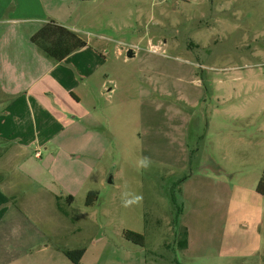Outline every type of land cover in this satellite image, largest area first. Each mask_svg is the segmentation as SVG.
<instances>
[{
    "label": "rangeland",
    "instance_id": "374dc122",
    "mask_svg": "<svg viewBox=\"0 0 264 264\" xmlns=\"http://www.w3.org/2000/svg\"><path fill=\"white\" fill-rule=\"evenodd\" d=\"M47 2L64 8L91 51L96 74L82 103L101 124L90 187L110 211L106 221L97 214L104 230L143 235L144 247L124 241L146 264H264L219 256L248 253L252 242L247 205L264 169V0ZM170 195L183 210L177 227ZM85 199L76 197V212Z\"/></svg>",
    "mask_w": 264,
    "mask_h": 264
},
{
    "label": "crops",
    "instance_id": "0c3cea01",
    "mask_svg": "<svg viewBox=\"0 0 264 264\" xmlns=\"http://www.w3.org/2000/svg\"><path fill=\"white\" fill-rule=\"evenodd\" d=\"M66 14L47 0H0V264H74L64 255L73 250H83L78 264H146L124 231L111 235L98 222V213L108 219L107 208L86 205L87 195L97 194L90 182L103 154L101 124L82 103L96 74L91 51L86 46L56 63L30 42L49 20L76 33ZM251 190L248 253L221 257L264 262V197ZM78 195L85 201L76 212Z\"/></svg>",
    "mask_w": 264,
    "mask_h": 264
},
{
    "label": "trees",
    "instance_id": "16d2710c",
    "mask_svg": "<svg viewBox=\"0 0 264 264\" xmlns=\"http://www.w3.org/2000/svg\"><path fill=\"white\" fill-rule=\"evenodd\" d=\"M30 42L46 57L50 58L56 63L63 61L69 55L83 49L87 46L76 33L70 31L64 26L58 24L53 20H49L30 38ZM256 193L264 197V172L257 183ZM171 203L173 205V224L178 226L180 218L183 214L182 207L177 204L174 195H170ZM97 200L96 193H89L86 198V205H92ZM181 233L176 232V247L180 251H184L188 247V233L185 227H182ZM123 237L126 241L137 245L139 247L145 246V238L143 235L124 231ZM64 255L74 264H78L83 250L64 251ZM179 264V263H178Z\"/></svg>",
    "mask_w": 264,
    "mask_h": 264
},
{
    "label": "clouds",
    "instance_id": "9594fccd",
    "mask_svg": "<svg viewBox=\"0 0 264 264\" xmlns=\"http://www.w3.org/2000/svg\"><path fill=\"white\" fill-rule=\"evenodd\" d=\"M141 164L143 165V166H147V158H145L144 160H142L141 161ZM141 199V197H139V196H136L135 198H134V200H127V199H125L124 200V205L125 206H128L129 204H131V203H135V202H138L139 200Z\"/></svg>",
    "mask_w": 264,
    "mask_h": 264
}]
</instances>
